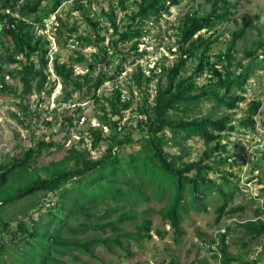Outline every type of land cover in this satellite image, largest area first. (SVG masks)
I'll use <instances>...</instances> for the list:
<instances>
[{
    "label": "trees",
    "instance_id": "trees-1",
    "mask_svg": "<svg viewBox=\"0 0 264 264\" xmlns=\"http://www.w3.org/2000/svg\"><path fill=\"white\" fill-rule=\"evenodd\" d=\"M98 1L0 0V38L9 43L6 45L0 42L4 50L0 57V91L12 93L4 84V78H16L21 89L17 94L13 92V95L19 99V107L26 117L27 108L23 105L25 97L32 94L40 97L43 91L50 95L53 85L49 90L46 87L50 82L54 83L48 78L53 73L60 80L61 101H67L82 91L86 96L92 93L91 98L99 106V111L94 114L99 125L88 129L90 148L96 150L100 143H107L104 153L98 159H92L86 148L78 150L72 146L61 160L32 169L33 163L43 151L54 147L63 148L62 144L54 140L46 142L39 139L20 156L0 161V264H66L62 258L68 253L78 252L91 256V249L99 246L104 249L117 247L125 250L128 257L131 256L129 240L150 239V222L145 220L142 225H136V234L123 231L122 225L134 221L137 206L148 202L151 197L162 198L155 196V190L160 191L164 182H153L149 176L150 171L161 179L172 180L174 184L173 198L171 201L167 199L168 202L158 210V214L162 221L170 223L176 241L184 234L179 226L182 215L187 212L182 205L184 200L193 212L204 213L207 212L206 202L210 196L222 198V203L215 209V225H219L225 216L233 217L244 211V206L229 207L238 188L229 180L231 173L217 168L228 163V159L223 157L227 152V144L221 143L228 136L227 133L237 131L240 127L254 130L253 117L258 114L261 102L251 101L247 115L240 118L236 125L231 112L245 100V87L253 76L256 58H260L256 69H264V39L254 43V51H245L244 58L250 59L246 65L242 60L236 61V45L246 37L250 24V21H246L232 31L226 50L213 56L211 49L218 37L211 35V31L221 23L230 21L234 4L229 0H208L207 10L201 8V12L198 9L186 12L172 29L176 47L174 51L168 48L170 54L175 56L171 66H161L158 73L153 67L146 74L137 65L131 76L135 89L131 85L127 86V97L122 98L120 87H115L108 98L98 97L96 91L104 83L114 82L124 72L123 62H127L131 56L140 59L146 54L140 45L141 39L148 35L147 24L168 15L170 9L178 6L181 0H131V6L119 0L118 6L124 13L121 19H118L113 4L109 3L107 10L101 9L100 14L108 23L105 28H100L99 20L93 16L94 13H90L91 4ZM69 2L72 3V11L80 13L94 36L82 35L77 25H69L56 17L54 41L59 46L62 41L61 47L77 43L82 48L92 46L97 49L90 54L86 73L82 75L74 74L75 65L85 62L81 51L75 50L68 60L61 61L57 53L50 50L49 40L44 34L36 31V27H42L51 15H56L61 5ZM103 29L106 33L111 31L106 45L103 44L105 38L100 35ZM125 44H129L126 50L122 49ZM50 55L52 72L48 70ZM119 58L122 62L116 65L113 72L108 71ZM189 61L194 66L186 76L184 73ZM4 64L17 67L7 71ZM95 70H98L96 75L93 74ZM206 73L208 83L198 86L196 79ZM155 79V94L150 102L148 86ZM134 92L142 98L135 108L137 115L142 116L136 125L141 135L142 148L123 158L115 151L136 142L130 132L118 131V121L114 118L133 107ZM203 102H212L215 109L223 108L225 113L217 117L211 114L197 116L196 108ZM58 108L59 104L53 108V112ZM46 113L51 116L48 110ZM73 113L77 114L78 110ZM77 121L74 116L68 115L59 124L64 133L73 131L80 144L84 139L77 129ZM105 129L109 132L108 136H105ZM166 132L170 133V137L166 136ZM193 137L201 139L206 150L197 161H188L186 158L189 153L185 144ZM169 146L177 152H166ZM217 170L220 178H211L209 174H217ZM103 180L104 188L115 187L109 197L100 191ZM69 183L75 186L67 188ZM187 190L189 199L185 198ZM38 193L45 196L48 211L41 214L38 220L30 219L29 225L23 220L16 222L14 230L9 233V240L4 241L3 234L9 232L11 223L2 219L3 208ZM49 194L58 197L55 204L47 200ZM90 194H94V197ZM107 201L113 202L114 208L105 209ZM43 206L44 202L34 205L39 210ZM125 206L130 209L121 212ZM261 209L259 207L254 210V220L240 222L236 226L242 231L243 237L260 240L257 242L261 248L259 256H264V220L261 219L264 212ZM98 210L102 213L98 214ZM109 212L121 213L117 219H110ZM148 213L144 212L145 215ZM79 217L83 218L82 222L77 220ZM92 229H98L104 234L110 230L111 235L106 238L97 236L83 241L76 240L78 235H84ZM231 231V227L226 226L228 236ZM243 237L240 238V245L245 250L249 243L242 241ZM227 243L225 236L219 235L216 249L209 247L206 251L214 259L219 254L220 264H257L260 261L259 256L249 258L248 250L241 254H231ZM197 264L208 263L199 260Z\"/></svg>",
    "mask_w": 264,
    "mask_h": 264
},
{
    "label": "rangeland",
    "instance_id": "rangeland-1",
    "mask_svg": "<svg viewBox=\"0 0 264 264\" xmlns=\"http://www.w3.org/2000/svg\"><path fill=\"white\" fill-rule=\"evenodd\" d=\"M93 1V0H91ZM234 4L232 7V14L229 22L221 23L216 29L211 31V35L218 37V41L212 46L211 54L216 56L219 53H223L226 50L230 35L232 31L240 28L246 21H250L247 28L246 37L239 41L236 45L234 56L236 61H241L246 65L250 59H245V51H254V43L258 40L264 39V0H229ZM119 0H99L97 3L91 4V14L94 13V17L99 20L100 28L108 26L105 18L100 16L101 9L107 10L109 3L115 7V13L118 19H121L124 15L118 6ZM127 6H131V0H124ZM209 7L208 0H181L178 6L172 7L168 15H165L157 22L150 21L147 24L146 31L148 35L141 39L140 49L146 52L140 59H134L132 56L128 58L127 62H123L124 72L114 81L106 82L102 87L96 91V96L110 97L112 90L115 87H120L122 90V98L128 96L127 86L132 85V73L135 71L137 65H140L142 69L148 74L147 70L150 68L160 70L161 66L169 67L175 61V56L170 54L168 48L172 51L175 50V33L172 29L178 25L182 16L192 10H207ZM56 17L60 18L63 22L72 25H77L78 32L82 35L94 36L92 29H90L80 15L72 11V3H66L57 11L56 15H51L42 25L37 28L38 34H44L45 38L53 37L50 40V47H53L61 61L68 60L74 54L75 50H79L84 54V64L75 65L74 74L82 75L86 73V64L89 63V56L91 53L97 51L94 47L87 48L80 47L77 43L75 45L63 46V42L60 41V46L54 41V29L57 24ZM111 32V31H109ZM109 32H105L103 29L100 31V35L105 38L104 45L107 44L109 39ZM0 42H4L8 45V41L0 38ZM129 44H125L122 49H128ZM51 50V49H50ZM52 51V50H51ZM52 51V52H53ZM4 50L0 47V57H2ZM51 58H49L50 60ZM257 63L253 65V76L248 80L245 87V100L239 104V107L231 112L234 125L238 124L240 118L247 115V108L251 101L261 102V107L256 116L253 117L255 126L254 130L240 127L237 131H231L227 133L221 143L227 144V152L223 154L224 158L228 159V163L220 165L217 169L220 171L231 173L230 182L236 185L238 190L235 193L232 203H229V207L244 206V211L241 214H236L233 217L225 216L219 225L214 224L215 209L222 203V198L217 195L210 196L206 202L207 212L195 213L187 205L186 200L182 203L187 209V212L182 215V221L180 223V230L183 231V236H180L178 241L175 240V234L168 221H162L158 210L164 207L166 203L173 198L174 184L172 180L166 181L161 179L158 175L150 171V178L153 182L162 181L163 188L160 191L155 190V196L162 198H154L143 203L135 208L134 221L125 223L122 225V229L125 232L136 234L137 226L142 225L145 220L150 222L149 235L151 238L129 240V250L131 256H127L125 250H119L117 247H93L91 249V256L72 252L65 255L62 260L66 264H197V261L202 260L208 264H220L219 254L217 259L212 258V254L208 253L207 248L202 247V242H212L214 236H216L217 230L220 228L223 230L224 226L231 227V233L228 236V250L231 254H241L248 250L250 252L249 258L254 259L259 256L261 250L260 245L257 243L260 240H251L249 237H243L242 231L236 226L237 223L247 220H254V210L257 208H263L264 212V69H256L260 58H256ZM122 62L121 59H116L108 69L113 72L116 65ZM4 69L10 71L17 67V65L8 66L4 64ZM50 63L48 70L50 69ZM194 66L190 61L187 64L185 75L188 76L191 73V69ZM98 70H95L93 74H97ZM50 81L46 90L51 88L53 90L50 95L46 94V91L41 93V96L32 94L25 97L23 105L26 106V117L23 116V112L19 107V99H17L13 92L19 93L21 86L18 80L12 79L9 76H5L4 84L9 87L12 93H2L0 91V161L10 160L12 157L20 156L24 150L35 144L37 140L42 139L48 142L54 140L57 143L63 145V148H52L48 151H43L42 155L38 157L32 165V169H37L43 166H47L50 162H56L61 160L66 154V150L70 147L76 149L86 148L91 155L92 159H98L104 153L107 147L106 142L99 144L96 150L90 148V137L87 135L90 126L98 124V120L95 118V112L99 111V106L96 104L91 95L86 96L84 92L75 93L72 95V103L68 105L67 101L62 100V90L60 80L54 78L51 74L48 77ZM156 79L150 82L148 86L149 101L152 102V98L155 94ZM198 86H202L208 83V74H204L199 79H196ZM135 100L133 107L125 112H122L121 116L115 117L118 121L119 132L128 133L132 135V139L136 144L132 146H124L121 149L116 150L119 157L127 158L129 155L141 150V135L139 134L136 125L140 122L142 116L137 115L135 108L137 103H140L141 96L133 93ZM85 96V97H84ZM58 105L59 108L54 113H49V117L46 110L53 108V103ZM72 109H69V107ZM77 108H73L76 107ZM79 108V109H78ZM78 110V113H73ZM109 108H107V112ZM196 115L203 117L211 114L214 116H220L225 113L223 108L215 109L212 102H203L196 108ZM74 116L75 119L80 117L85 118L83 127H78V131L82 134L84 142L79 144V139L76 135H73V131L69 134L60 130V122L65 116ZM20 117V119H19ZM95 118V120H93ZM48 122L50 125H48ZM99 125V124H98ZM105 136H108V130H104ZM123 136V135H122ZM166 136L170 137V133L166 132ZM186 148L188 149L189 157L188 161H197L206 150V146L198 137H193L186 142ZM166 152L176 153V149L167 147ZM219 171L217 174H209L211 178L219 179ZM251 180V183H248ZM260 181V182H259ZM221 182V180H220ZM105 180L102 182L100 191L105 193V197H109L115 191V187H103ZM101 185V184H100ZM75 184H67V188L74 187ZM105 186V185H104ZM94 197V194H90ZM89 195V196H90ZM258 196V197H257ZM185 198L189 199V192L186 191ZM58 197L56 195L49 194L47 200L51 204H55ZM168 199V201H167ZM37 202H44V206L41 210L34 207ZM113 202L107 201L105 209L114 208ZM49 206L45 203V196L42 193H38L33 197L26 198L15 204L8 205L3 208L2 219L11 223V227L8 233L3 234V240L8 241L10 238V231L14 230L15 223L23 220L27 225L30 223V219L38 220L41 214L48 211ZM130 208L125 206L121 212H126ZM149 212L147 215L144 212ZM120 212V213H121ZM98 214L102 211L98 210ZM119 212H109L110 219H117ZM261 219L264 220V213L261 214ZM79 222H82L83 218H77ZM40 222H43L39 220ZM137 225V226H136ZM161 233V235L159 234ZM111 235V231L107 230L104 233H100L98 229H92L87 231L84 235H78L76 240L83 241L92 237ZM242 241L249 243V247L245 250L240 245V238ZM264 238H262V241ZM125 245L127 244L124 240ZM260 261L257 264H264V256H259Z\"/></svg>",
    "mask_w": 264,
    "mask_h": 264
},
{
    "label": "built area",
    "instance_id": "built-area-1",
    "mask_svg": "<svg viewBox=\"0 0 264 264\" xmlns=\"http://www.w3.org/2000/svg\"><path fill=\"white\" fill-rule=\"evenodd\" d=\"M52 50H54L53 47H51ZM72 103V100H68V105H70ZM53 104V108L56 107L57 105L54 104V102L52 103ZM69 107V106H68ZM78 106L76 107H73L74 109L77 108ZM53 108L51 107V109L48 111L49 113H52L51 111L53 110ZM69 109H72L71 107H69ZM85 123V118L84 117H80L79 121H77V127H83ZM248 183H251L250 181ZM219 233H221L222 235L225 234V230H219ZM215 243L211 246L212 249H216V247L218 246V243H219V239L218 238H215ZM228 241V238H226L225 242ZM203 247H206L208 248L209 245L208 244H202Z\"/></svg>",
    "mask_w": 264,
    "mask_h": 264
},
{
    "label": "clouds",
    "instance_id": "clouds-1",
    "mask_svg": "<svg viewBox=\"0 0 264 264\" xmlns=\"http://www.w3.org/2000/svg\"><path fill=\"white\" fill-rule=\"evenodd\" d=\"M69 3H70V2H69ZM64 4H65V3H64ZM64 4H63V5H64ZM63 5H61V6H63ZM61 6L58 8V10L61 8ZM58 10H57V11H58ZM57 11L55 12L56 14H57ZM52 39H53V38H51V37L48 38V40H49V45H50V40H52ZM50 48H51V47H50ZM51 50H52V49H51ZM54 50H55V49H54ZM49 58H51V59H50V62H49L50 65H51L52 56L50 55ZM50 69L52 70V65L50 66ZM51 74L53 75V73H51ZM53 76H54V75H53ZM54 78H55V76H54ZM93 120H95V118H93ZM95 123H96V120H95ZM96 125H97V123H96L94 126H96ZM249 181H251V180H249ZM223 229L225 230V234H224V236H225V240H226V238H228V235L226 234V226H224ZM219 230H221V229L219 228V229L217 230V232H216V234H215L216 236H214V240H215V238H218V239H219V235H222L221 233H219ZM228 239H229V238H228ZM212 241H213V240H212ZM220 242H221V241H220ZM204 243H205V244H208V243L205 242V241L202 242V244H204ZM209 243H210V246H209V247H211V246L215 243V241H213V242H209ZM225 243H227V242H225ZM208 245H209V244H208ZM202 247H203V246H202ZM209 247H208V248H209ZM203 248H205V247H203Z\"/></svg>",
    "mask_w": 264,
    "mask_h": 264
}]
</instances>
